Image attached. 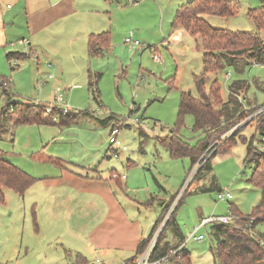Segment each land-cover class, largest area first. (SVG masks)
<instances>
[{"label":"rangeland","instance_id":"1","mask_svg":"<svg viewBox=\"0 0 264 264\" xmlns=\"http://www.w3.org/2000/svg\"><path fill=\"white\" fill-rule=\"evenodd\" d=\"M186 1L125 0L121 9L115 2L108 12L111 48L104 57L89 60L92 69L90 81L86 71L79 68L80 62L70 57L54 58L53 65L48 66L45 54L49 51L45 49H39V54L28 52L31 56L19 59V65H14L11 60L14 57L8 59L9 51L25 52L29 49L28 43H20L27 37L25 13H21L23 9L19 0H0V82L3 79L11 82L9 94L6 87L0 86V124L4 122L2 109L10 100L58 104L64 110L86 112L75 123L62 128L30 123L11 125L8 131L0 133V152H6L8 160L35 177L41 174L38 172L42 167L47 166L42 164L36 168L33 157L45 154L47 149L74 157L78 162L87 158L92 166L99 169V173H94L97 177L100 174L108 177L114 169L126 174L131 181L127 180L126 185L124 181V193L117 191V187L114 192L121 203L126 204L125 197L130 199V205L136 206L137 212L141 208L144 219L148 217L149 221L158 220L169 205L155 233L175 209L174 215L185 238L204 217L228 215L235 208L243 214H251L260 201L261 191L248 182L252 166L245 162L247 145L243 139H250L256 132V126L251 124L256 117L252 111L264 101V65H248L243 71L225 67L218 72L206 73L207 93L210 94L212 82L218 80L224 101H228L230 86L235 81L249 82V89H243V93L238 95L243 103L229 104L234 109L244 108L243 114L248 117L213 139L195 165L190 156L173 157L161 141L175 131L190 147L198 148L208 138L204 130L194 129V115H179L182 92L190 91L200 97L196 75L204 71L200 36L172 26L179 5ZM235 1L240 8L234 16L205 14L204 17L214 27L256 32L264 41V29H259L249 16L250 9L258 8L264 0ZM8 4L14 8H7ZM127 36L138 40L141 45L125 42ZM63 49H57L60 55H63ZM84 52L85 57L86 49ZM81 58L77 56V59ZM53 66L54 71L51 70ZM61 94L64 100L57 101ZM222 106L217 105V109ZM136 118L138 123L134 122ZM111 120L120 121L122 126L118 137L127 150L110 143L108 123ZM232 136L237 138L235 144L218 151L201 172L197 171L215 144L218 143L217 148L227 147ZM255 146L263 147L258 139ZM115 151L118 157L114 155ZM74 169L77 173L87 172L81 167ZM108 181L116 185L115 180L109 178ZM30 187L24 196L11 188L4 189L5 203L0 202V264H62L60 261L51 262L59 256L58 248L61 247L57 244L60 241L54 237L50 240L48 234L47 238L43 236V232L46 234L43 227L46 214L41 211L42 216L38 215ZM220 191H230L233 198L218 199ZM181 195V202H178ZM151 196L154 197L151 204L145 207L142 203ZM161 202H165L164 205ZM177 202L179 205L174 207ZM40 204L42 208V202ZM81 204L84 206L85 203ZM86 213L102 215V210L86 209ZM211 231L212 224L203 227L198 234H203L204 238L201 241L190 240L186 244L191 264H217L211 249L214 242ZM166 240L174 245L177 241L183 243L185 239L175 237L168 228L162 241Z\"/></svg>","mask_w":264,"mask_h":264},{"label":"trees","instance_id":"2","mask_svg":"<svg viewBox=\"0 0 264 264\" xmlns=\"http://www.w3.org/2000/svg\"><path fill=\"white\" fill-rule=\"evenodd\" d=\"M239 8L240 4L235 0H188L178 7L172 23L173 28L182 27L192 35H199L202 42L204 71L201 75H196L200 97L194 96L190 91L182 92L179 115L181 117H185L186 114L194 115V129L204 130L208 134V138L198 148L190 147L189 143L178 136L175 131H172V134L166 138H162L161 141L167 146L173 157L190 156L193 165L209 149L213 139L219 138L226 130L248 117L243 114L244 108L235 107L234 109L229 104L243 103L238 99V95L243 93H241L243 89H249V82L247 80L235 81L230 86L228 101H224L218 80L212 82L210 94L207 93L206 73L218 72L225 67H234L236 71H243L248 65H264V41L258 33L214 27L204 17L205 14L224 17L234 16ZM249 16L255 21L259 29H264V1L258 8L250 9ZM111 38L110 31L92 34L89 40V55L92 57L103 55L111 47ZM7 56L8 58L20 56L26 58L28 54L11 51ZM10 83L8 80L0 82V86L6 87L7 94L10 93ZM217 105L223 106L217 109ZM262 106H264V101L252 111L256 114V117L251 119V124L256 126L255 134L250 139H243L247 145L245 162L252 166V173L248 182L260 189L261 198L251 214H243L235 208L233 213L238 218L234 222L212 225L211 234L214 236V242L211 249L217 264H264V110L259 112ZM85 113L64 110L56 105L49 106L10 100L2 109L4 122L0 124V133L8 131L11 125L16 126L22 123L53 124L58 120L61 124L68 125L75 121L79 114ZM257 139L263 145L261 149L255 146ZM229 140L227 147L224 145L217 148L218 143H216L215 147L211 151L209 150L210 155L198 169L199 172L209 163L214 154L230 148L235 144L237 138L232 136ZM34 157L61 165L60 158L44 153L36 154ZM194 177H197V174ZM37 180V177L8 160L6 156L3 155L0 158L1 203H5V188H11L20 196H24L25 191ZM150 203L151 200L145 204ZM168 207L169 205L166 206L167 209L154 224L150 235L139 244L138 253L134 259L148 245L157 226L165 218ZM175 211L176 209L160 231L152 258L158 259L164 255H169V264H191L190 252L187 249L173 253L181 243L173 245L170 243L171 241H162L163 234L168 228L172 230L175 237L184 239L182 229L174 215ZM84 259V256L77 254L72 264H83Z\"/></svg>","mask_w":264,"mask_h":264},{"label":"crops","instance_id":"3","mask_svg":"<svg viewBox=\"0 0 264 264\" xmlns=\"http://www.w3.org/2000/svg\"><path fill=\"white\" fill-rule=\"evenodd\" d=\"M124 1L19 0L23 9L22 12L19 11L23 14L25 13L26 19L27 37H25V40L29 41V49H25V52L22 53H27L28 56H31L28 52L32 51L34 54H39V49L42 51L45 49L49 51V53L45 54V56H48L46 57V64L48 66L53 65L55 62L54 58H60L61 60V56L75 59L80 62L78 63L79 68L86 71L91 81L92 69L90 68L91 64L89 60L91 58L104 57L111 47L101 56H90V36L105 31H110L112 35V31L107 30L109 28L107 24L110 21L108 12L113 8L115 2L118 5L116 7L121 9ZM135 1L138 2V0ZM9 6L8 4L7 8H14ZM57 47L64 48L63 55L62 53L60 55ZM85 49L87 56L84 57ZM51 51L53 53L57 51L55 53L56 55L50 53ZM41 56L45 58L43 54ZM77 56L82 58L77 59ZM24 58L20 56L11 58V60ZM37 58L40 61L39 57ZM11 60H9V63ZM51 70L54 71L55 67H51ZM52 75L53 73L50 74V76ZM59 98L57 101H59ZM54 105L61 107L58 104H49V106ZM80 115L77 119H79ZM77 119L72 123H75ZM109 119H112V116ZM119 122V120H111L108 123L110 131L113 126L120 125ZM70 124L64 125L57 121L53 124L35 125L41 127L56 125L62 128ZM45 154L60 158L61 165L33 157L36 168H40L43 165L47 167H42V171L38 172L41 174H36L38 180L30 188L34 192L33 197L35 204H37L38 215L42 216V212L46 214V219L43 224L46 234L43 232V236L47 238L49 235L50 240L54 237V239L60 241L57 244L61 247L60 249L58 248L59 256L51 262L57 263L60 261L62 264H72L77 254L84 256L83 264H90L97 257L104 264H121L133 260L138 253L139 244L150 235L157 220L152 219L149 221L148 217L144 219L141 208H138L139 211L137 212V207L135 206L133 208L130 205V199H126L125 197L126 204L124 205L121 203V199L114 194L116 191L115 187H117V191L124 193L123 183L126 181L125 185L128 184L131 178L127 176L126 179H115L112 177L113 173L122 174L116 169L108 177H104L101 174L97 177L94 173H99V169L92 166L93 163L88 161L87 158L81 160L83 162H78L74 157L69 158V155L66 156L58 153L56 150L49 149L46 150ZM3 155L6 156V152L1 151L0 158ZM74 167H81L87 170V172L77 173ZM89 171L94 172L90 173ZM109 178L115 180L116 185L109 182ZM70 191H73L74 194H69ZM78 197L79 199L76 201ZM81 197H84V200ZM153 198L151 196L150 199H147L142 204L145 207L149 206L151 203L148 205L145 203L149 200L152 201ZM40 201L42 202V208ZM81 203H85L84 206ZM164 203L161 202V205H164ZM86 209H92L96 212L102 210V215H90L86 213ZM62 222H65V224H62ZM180 239L182 240L183 238ZM176 243L180 242L177 241ZM67 253L69 257H67Z\"/></svg>","mask_w":264,"mask_h":264},{"label":"built area","instance_id":"4","mask_svg":"<svg viewBox=\"0 0 264 264\" xmlns=\"http://www.w3.org/2000/svg\"><path fill=\"white\" fill-rule=\"evenodd\" d=\"M28 42H29L28 40H20V43H28ZM126 42L127 43H131L132 45H135V46L136 45H141V43L138 40H133L131 37H127L126 38ZM13 63H14V65H18V59H13ZM62 100H63V98H62V95H61V97L59 98V101H62ZM263 110H264V106L261 107L259 112L263 111ZM134 122L138 123V119L136 118L134 120ZM120 131H121V126H119V125L116 126L115 125V126L112 127V129L110 131V143L112 145H115L118 148H122L123 150H127V146L124 145L122 143V141L118 137ZM114 155L117 156V157L119 156V154L116 151L114 152ZM198 169H197V171H198ZM112 177L126 179L127 175L126 174H119V173L115 172V173L112 174ZM181 198H182V195L179 198L178 202L180 201ZM231 198H233V195H232V193L230 191H220L219 194H218V199H220V200H229ZM178 202L175 203L174 207L177 206ZM237 218H238V216H236L233 212L228 214V215H211V216H208V217H204L202 219V221L200 222V224L198 226L194 227L193 231L186 238H184L185 239L184 242L181 243L173 251V253L178 252V251H180L182 249H187L186 244L190 240L201 241L204 238V235L203 234H198V232L203 227H207V225H210V224L214 225V224H217V223L229 224V223L234 222ZM166 220L162 224V227H160L159 231H157L152 236V238L149 241V243L146 246V248L143 250V252L136 259L129 260V261L123 262L121 264H163L164 262L169 263V260H170L169 259V255H164V256H162L161 258H158V259H153L152 258V253L155 250L158 236H159L160 231L162 230ZM90 264H104V262L99 257H97Z\"/></svg>","mask_w":264,"mask_h":264}]
</instances>
